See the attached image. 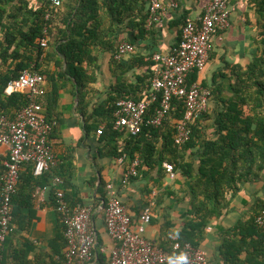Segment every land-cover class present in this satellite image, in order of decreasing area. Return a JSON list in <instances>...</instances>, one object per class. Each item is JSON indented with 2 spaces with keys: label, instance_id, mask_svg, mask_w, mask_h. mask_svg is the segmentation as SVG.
Segmentation results:
<instances>
[{
  "label": "crops",
  "instance_id": "0c3cea01",
  "mask_svg": "<svg viewBox=\"0 0 264 264\" xmlns=\"http://www.w3.org/2000/svg\"><path fill=\"white\" fill-rule=\"evenodd\" d=\"M96 1L102 4L100 0ZM137 1L139 7L136 6L132 20L139 22L147 13V2ZM208 1L176 0L177 8L161 14L159 23L148 25L147 17L145 31H140L136 25L120 31L124 25L129 24L126 18L121 26H113L119 31L117 38L111 41H115V47L119 42L132 43L141 55H145L142 63L153 64L151 56L168 52L178 41L186 21L198 18ZM254 5L251 0H229V24L213 39L206 67L196 73L195 82L203 88L215 89L220 82L222 88L219 89L222 90L227 84L233 83L230 68L235 65L245 66L251 52L258 47L261 36ZM144 6L145 9L142 8ZM105 11L106 8H98V16L104 18ZM58 14L59 10L54 17L56 20ZM102 21L101 31H104L108 25ZM101 35L106 36L102 32ZM117 39L121 41L116 42ZM92 50L97 57L96 66L99 67L94 82L86 84L84 80L85 85L79 86L75 78L69 76L45 81L46 93L40 99L44 110L42 113L46 119L52 118L47 120L57 122L50 137L53 154L58 159L54 173L64 180L65 195L72 205L95 204L94 201L106 197L104 186L111 183L135 223L143 209L149 207L152 218L145 226L144 237L169 251L171 242L177 239L185 221L191 219V216L185 215L190 209L188 182L177 172L171 177L164 171V167L160 169L155 166L152 170L147 169L139 179L130 181L126 186L121 185L126 172L123 163L116 162L108 154L107 143L100 137L103 133L98 135L97 130L104 129L109 118L106 113L108 92L117 85H122L123 89L129 83L135 85L136 82L130 76L132 73L142 76L144 69L131 63L134 72L116 78L112 72V55L108 53L109 50L102 46ZM3 65L8 67L12 63L7 61ZM48 70H56L54 61L50 62ZM220 73L224 78L217 77ZM92 75L90 70L87 76ZM79 80L83 82V78ZM225 92L210 95L206 111L208 114L217 111V99L226 98ZM8 117L12 118L13 115ZM211 133L210 125L206 128V136H211ZM6 158L7 148L2 146L0 168ZM135 158L139 159L138 156ZM28 169H31L30 165L23 166L14 205L12 203L13 230L7 240V264H61L64 247L62 223L53 208V197L47 190L44 202L39 205L32 198L35 187L45 185L43 177L46 176L30 178ZM226 199L227 206L221 214L212 216L201 229L200 238L196 240L197 248L205 252L208 264H264L263 233L252 223L253 217L264 210V181L245 183L235 194L230 191ZM93 225L99 244L107 250L111 249L113 243L106 233L100 214L93 216ZM102 256V261L106 262L107 255Z\"/></svg>",
  "mask_w": 264,
  "mask_h": 264
},
{
  "label": "trees",
  "instance_id": "16d2710c",
  "mask_svg": "<svg viewBox=\"0 0 264 264\" xmlns=\"http://www.w3.org/2000/svg\"><path fill=\"white\" fill-rule=\"evenodd\" d=\"M100 1L102 4H98L96 0H62L58 19L45 20L44 7L48 0H0V112L12 116L27 106L25 95L5 93L8 83L26 70L40 74L45 81L69 76L75 78L79 86L85 85L84 80L87 81L86 84L94 82L99 67L96 66L97 57L92 49L97 46L107 48L112 55L110 64L116 78L123 77L124 73L134 72L131 63L138 65V68L142 67V76H135L134 73L130 76L136 82L135 85L129 83L124 89L122 85H117L108 92L106 113L109 118L100 137L107 143V152L116 162L121 156L126 157L123 162L124 170L129 160L139 157L137 176L131 181L139 179L147 169L152 170L155 166L161 169L165 162L172 164L174 172L186 178L190 209L185 215L191 216V219L185 221L177 239L170 245L178 242L197 247L196 240L200 238L201 229L212 216L221 214L227 206L226 196L230 191L235 194L245 183L264 181V0H251L256 7L261 36L258 47L251 52L245 66L235 65L230 68L233 83L227 84L222 90L219 89L222 88L220 82L215 89L204 87L210 91V95L226 91L227 97L217 99L219 106L213 114L205 112L189 125L190 137L183 145H176L174 142L176 125L184 116V104L177 98L172 99L170 110L160 126L143 125L136 135H131L125 128L113 131L115 103L121 99L139 101L148 93L153 67L152 63H142L145 55H141L136 49L134 54L124 56L122 61L113 59L117 46L111 40L117 38L119 31L113 26H121L127 18L129 24L120 27V31L130 25H136L140 31H145L149 3L145 0L147 13L136 22L132 18L136 6L139 7L137 0ZM98 8H106L104 18L98 16ZM142 8L145 9V6ZM102 20L108 25L104 31H101ZM27 25L29 26L25 31ZM45 26L50 40L48 47L42 48L39 40ZM101 32L106 36L101 35ZM7 61L12 65H3ZM53 61L56 70L50 72L48 65ZM90 70L93 75L88 77ZM196 73L189 76L188 83L195 82ZM222 75L220 73L217 77L224 78ZM80 78H83V82L78 81ZM210 125L212 137L209 138L206 136V128ZM30 166L28 174L32 178L33 168ZM54 170L55 168L45 173L46 177H43L44 186L52 197L50 181L53 176H60ZM1 172L2 167L0 174ZM21 177L22 173L20 179ZM14 199L15 197L12 199L13 205ZM105 199L103 196L94 201L93 206ZM256 216L252 219L254 227ZM249 226L251 228V216ZM61 235L64 251L63 225ZM7 240L8 237L0 243V264H7ZM262 240L264 243L263 234ZM238 252L239 250L236 253ZM102 257L100 255L99 260L102 261Z\"/></svg>",
  "mask_w": 264,
  "mask_h": 264
},
{
  "label": "built area",
  "instance_id": "2783aa9c",
  "mask_svg": "<svg viewBox=\"0 0 264 264\" xmlns=\"http://www.w3.org/2000/svg\"><path fill=\"white\" fill-rule=\"evenodd\" d=\"M147 24L160 22L161 14L177 8L176 0H148ZM62 0H48L44 7L45 20L56 16ZM229 0H209L204 12L195 20H187L178 42L166 53L152 55L150 89L139 101L121 99L115 103L113 131L125 128L131 135L141 131L143 125L158 127L171 107L173 98L182 100L184 116L176 125L174 142L183 145L189 140V125L208 109L210 93L197 82L188 83L193 72L202 71L208 62L213 39L229 24ZM48 29L45 26L39 45L47 47ZM135 46L129 42L117 45L113 59L120 61L134 54ZM21 93L28 100L27 106L10 118L0 112V148H7V158L0 174V243L12 232L13 205L25 165H32L34 177H40L58 166L51 145V134L57 122L47 120L39 101L46 93L45 79L36 72L23 71L10 81L5 93ZM151 111V115L149 112ZM102 128L97 134H102ZM126 157L118 161L123 163ZM139 159L127 163L121 185L126 186L137 176ZM167 174L174 176L173 166L164 163ZM64 180L53 176V208L64 227L65 248L61 264H208L204 251L189 243H173L166 251L144 237L145 226L150 223L152 212L143 209L135 223L119 199L113 184L106 185V199L98 205H72L66 198ZM45 186L35 187L32 198L36 205L45 200ZM102 216L106 233L113 245L107 250L99 244L93 225V216ZM255 225L264 235V210L255 217ZM107 255V261L99 260Z\"/></svg>",
  "mask_w": 264,
  "mask_h": 264
}]
</instances>
